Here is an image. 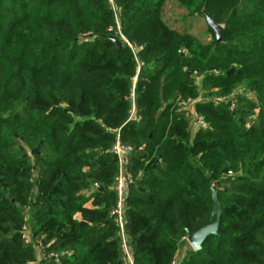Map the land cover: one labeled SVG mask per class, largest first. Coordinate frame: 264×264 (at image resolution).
Listing matches in <instances>:
<instances>
[{
    "label": "trees",
    "instance_id": "16d2710c",
    "mask_svg": "<svg viewBox=\"0 0 264 264\" xmlns=\"http://www.w3.org/2000/svg\"><path fill=\"white\" fill-rule=\"evenodd\" d=\"M170 1L220 42L170 25ZM178 98L205 123L194 135ZM117 136L132 264H264V0H0V264H128ZM211 187L218 234L182 249L209 223Z\"/></svg>",
    "mask_w": 264,
    "mask_h": 264
},
{
    "label": "built area",
    "instance_id": "2783aa9c",
    "mask_svg": "<svg viewBox=\"0 0 264 264\" xmlns=\"http://www.w3.org/2000/svg\"><path fill=\"white\" fill-rule=\"evenodd\" d=\"M118 34H120V31L118 29ZM120 37L122 40L127 44L126 40L122 37L120 34ZM237 94H240V91L236 92ZM131 108L129 110V118L128 121L134 120L139 121L140 117L136 115L135 112V104H134V97L133 93H131ZM226 99H216L215 102H226ZM176 104L178 108L184 112V118H186L189 122L190 127V133L191 135H194L196 131L203 127L202 120H200L194 112L193 106L194 102L192 100H182L180 98L177 99ZM192 107V109H191ZM132 152V149L130 147H125L122 145L117 136V140L115 144L111 148V153L116 157L117 164H118V172L114 180V186L113 189L115 191L116 195V203L114 208L111 211L114 223L119 229V234L121 237V250L124 255V257L127 260L128 264H132L131 256L129 253V247L127 243V239L124 232V225H125V199L127 197V189L129 185L133 184V177L132 175L127 171V167L129 165V155ZM98 185H94L93 190H97ZM177 259L173 260L171 264H177Z\"/></svg>",
    "mask_w": 264,
    "mask_h": 264
},
{
    "label": "rangeland",
    "instance_id": "374dc122",
    "mask_svg": "<svg viewBox=\"0 0 264 264\" xmlns=\"http://www.w3.org/2000/svg\"><path fill=\"white\" fill-rule=\"evenodd\" d=\"M173 8H174V4L172 1H170L169 4L166 5V20L170 25L174 26L179 31L185 30V31L190 32L194 36H197L199 39H201L203 42H209L211 36L208 33V29L205 23V17L203 15H196V16L189 15L188 16L186 15V13L175 11ZM197 84L199 85V87L201 86L200 80L197 82ZM242 90L243 89L241 88V91ZM200 100L202 101V100H207V99L199 98L198 101ZM198 118L202 120L201 116H198ZM202 123L204 126L205 123L203 120H202ZM90 193L91 191L88 190L87 192H84V196H88ZM90 204H91V200L88 201L86 206L90 208ZM24 217L25 218H24V224L22 227V237L27 244H31L34 247L37 260H39L42 255V246H41L42 239L37 238V236L35 237V235L32 233L34 231L31 230L32 227L30 224V214L28 212V208L24 210ZM182 249H186V250L192 249L190 245L188 244L186 238H185V243ZM180 251L181 249H179L178 254L180 253ZM177 258L178 257L176 256L175 259Z\"/></svg>",
    "mask_w": 264,
    "mask_h": 264
},
{
    "label": "water",
    "instance_id": "95a60500",
    "mask_svg": "<svg viewBox=\"0 0 264 264\" xmlns=\"http://www.w3.org/2000/svg\"><path fill=\"white\" fill-rule=\"evenodd\" d=\"M205 22L209 29L214 33V36L216 38V42H220V34L222 31V27L214 23L209 16H205ZM113 43V47L115 50H120L122 48V44L115 40L114 38L110 39ZM233 73V70L230 69L227 72V75H230ZM211 191V214L209 218V223L199 229H197L194 232H187L186 233V240L193 251H197L200 249L202 243L204 240L209 236H217L218 234V228L220 224L221 219V208L220 203L218 201V197L216 194V191L213 187L210 188Z\"/></svg>",
    "mask_w": 264,
    "mask_h": 264
}]
</instances>
